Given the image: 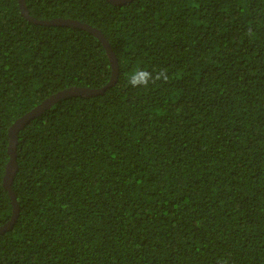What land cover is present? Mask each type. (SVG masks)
Returning a JSON list of instances; mask_svg holds the SVG:
<instances>
[{"label": "trees", "instance_id": "obj_1", "mask_svg": "<svg viewBox=\"0 0 264 264\" xmlns=\"http://www.w3.org/2000/svg\"><path fill=\"white\" fill-rule=\"evenodd\" d=\"M23 3L99 29L117 72L18 130L0 264H264V0ZM111 75L91 32L0 0V226L9 125Z\"/></svg>", "mask_w": 264, "mask_h": 264}, {"label": "water", "instance_id": "obj_2", "mask_svg": "<svg viewBox=\"0 0 264 264\" xmlns=\"http://www.w3.org/2000/svg\"><path fill=\"white\" fill-rule=\"evenodd\" d=\"M109 2L113 4H123L126 3L130 0H108ZM19 5H20V11L22 15L29 21L33 23H41L44 25H67L71 27H78L81 29H85L89 32H91L94 36H96L103 47L106 49L109 60L111 61V67H112V75L110 76L109 82L100 88H87V87H77V86H72L60 91H57L56 93L52 94L51 96L45 98L40 104L36 105L34 108H32L30 111L26 112L22 116L18 117L15 121H13L9 127H8V147H7V152L9 154V159L6 164V169L5 173L3 176V187L8 191V196L11 200L12 204V215L11 218L6 221L2 226H0V233L3 231L9 229L13 222L15 221L16 214H17V203L14 197V194L12 190L10 189V184L12 182V178L16 169V162H15V144L17 142V132L20 128H22L25 123L31 119L34 116L39 115L45 108L51 106L53 103L58 101L60 98L66 97V96H71V95H98L101 94L105 88L110 86L111 84L114 83L116 79V72H117V64H116V59L115 56L111 50L110 45L108 42L105 40L103 34L100 32L99 29L91 27L90 25L80 22L78 20H72V19H62V18H57V19H52L48 21H40L36 20L33 17H31L27 9L23 3V0H19Z\"/></svg>", "mask_w": 264, "mask_h": 264}, {"label": "clouds", "instance_id": "obj_3", "mask_svg": "<svg viewBox=\"0 0 264 264\" xmlns=\"http://www.w3.org/2000/svg\"><path fill=\"white\" fill-rule=\"evenodd\" d=\"M169 79L167 70L148 71L146 69H137L128 78V84L133 88H148L150 84H156L158 81L167 82ZM218 264H227V261H218Z\"/></svg>", "mask_w": 264, "mask_h": 264}, {"label": "bare ground", "instance_id": "obj_4", "mask_svg": "<svg viewBox=\"0 0 264 264\" xmlns=\"http://www.w3.org/2000/svg\"><path fill=\"white\" fill-rule=\"evenodd\" d=\"M43 100V99H42Z\"/></svg>", "mask_w": 264, "mask_h": 264}]
</instances>
